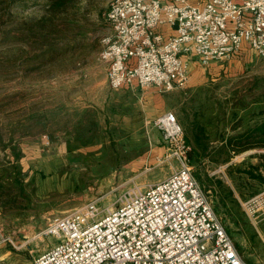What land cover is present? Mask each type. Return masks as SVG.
Here are the masks:
<instances>
[{
    "label": "rangeland",
    "instance_id": "rangeland-1",
    "mask_svg": "<svg viewBox=\"0 0 264 264\" xmlns=\"http://www.w3.org/2000/svg\"><path fill=\"white\" fill-rule=\"evenodd\" d=\"M111 1L0 0V226L14 238L0 253L32 259L56 243L40 236L53 218L92 200L109 208L125 190L179 169L167 159L159 130L149 132L151 146L145 129L142 138L137 132L128 139L106 109L119 98L100 60ZM198 66L191 85L168 92V110L183 129L193 175L237 252L248 264H264V218L253 224L239 203L264 184L238 174L256 165L264 149L226 164L225 152L217 156L223 138L264 120V57L245 48L222 65ZM152 88L133 87L123 99L135 102ZM31 151L43 154L35 159Z\"/></svg>",
    "mask_w": 264,
    "mask_h": 264
},
{
    "label": "built area",
    "instance_id": "built-area-1",
    "mask_svg": "<svg viewBox=\"0 0 264 264\" xmlns=\"http://www.w3.org/2000/svg\"><path fill=\"white\" fill-rule=\"evenodd\" d=\"M106 21L111 33L102 40L100 60L113 90L134 83L184 90L193 62L222 65L245 48L264 57V0H112ZM150 123L179 169L125 190L109 208L92 200L53 218L40 236L56 243L32 264H248L193 175L174 114ZM239 203L253 224L264 218V190ZM13 240L0 226V246Z\"/></svg>",
    "mask_w": 264,
    "mask_h": 264
},
{
    "label": "crops",
    "instance_id": "crops-1",
    "mask_svg": "<svg viewBox=\"0 0 264 264\" xmlns=\"http://www.w3.org/2000/svg\"><path fill=\"white\" fill-rule=\"evenodd\" d=\"M197 64L198 63L196 62H193L191 64L189 85H191L190 83L192 82V68H194ZM214 65L210 66V68L214 67ZM137 86V83H134L131 86H125L123 88H120L119 90H116L117 92H115L114 95L119 98L115 99L116 101H112V103H110L109 100L108 104H106V109L109 110L110 113L113 112V120L117 122L118 126L120 127V130L124 133V135H126V137L127 135H129L128 139H132V137L137 136V132L141 134L140 138H142V130L145 129L147 138L149 140V132H153V127L150 128L149 126L150 122L156 117L166 112H172L168 110L170 108V105H167V95L172 93L163 92L158 88H152L142 94L138 100L136 99L135 102L131 103L123 99L126 98V96L131 92L130 89ZM161 93H164V95H162ZM90 107L93 109L94 105ZM38 114H40V112ZM133 139L135 140L136 137ZM162 141L167 147V144L165 143L164 139ZM148 143L149 146L152 145L151 140H149ZM51 145L53 146V143H51ZM166 150V152L169 151L168 148ZM30 154L33 155V158L39 159L42 156L43 152L31 151ZM52 154L54 156L58 155L54 151L52 152ZM32 259L26 253H18L11 251H5L4 253H0V264H32Z\"/></svg>",
    "mask_w": 264,
    "mask_h": 264
},
{
    "label": "trees",
    "instance_id": "trees-1",
    "mask_svg": "<svg viewBox=\"0 0 264 264\" xmlns=\"http://www.w3.org/2000/svg\"><path fill=\"white\" fill-rule=\"evenodd\" d=\"M43 1L53 4L59 0ZM222 143L224 144L217 156H221V153L225 152L226 156L224 159H222L224 164L228 163L233 158V156L243 152L253 149H264V120L259 121L243 134L230 136L229 138L225 139L223 138ZM254 157L258 159L257 164L250 165L247 169L238 171V174L240 177L245 175L248 179L258 180L264 184V153L258 154Z\"/></svg>",
    "mask_w": 264,
    "mask_h": 264
}]
</instances>
